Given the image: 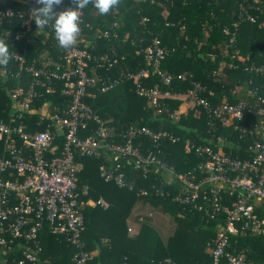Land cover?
Instances as JSON below:
<instances>
[{
    "label": "trees",
    "instance_id": "16d2710c",
    "mask_svg": "<svg viewBox=\"0 0 264 264\" xmlns=\"http://www.w3.org/2000/svg\"><path fill=\"white\" fill-rule=\"evenodd\" d=\"M28 2L0 0V10L22 13V17L13 16L10 25L6 21L0 25V39L8 43L9 50L21 53L25 64L48 58L57 60L62 48L51 26L39 29L34 23L28 41L24 37L13 38V32L20 30ZM68 7H74L71 0L65 1L63 8L59 5L54 9L59 12ZM80 26L83 37L80 45L95 57L87 61V73L121 80L104 93L95 92L86 97L93 112L113 135V141L121 142L122 133L129 126L165 130L176 140H160L155 144L148 137L140 136L134 143L139 139L141 151L145 148L153 150L175 174L183 175L193 167L196 169L204 160L203 156L195 154L193 145H208L213 150L238 158L245 156L252 138L248 126L241 132L234 129L233 124H221L206 109L194 104L186 93L198 83L204 87L210 105L214 106L236 102L239 95L234 88L245 84L249 92L255 90L264 97V77L254 69L264 68V0H121L120 5L106 15L89 4L83 8ZM5 29L9 33H4ZM105 30L108 34L100 35ZM154 39L165 51L159 69L170 75L168 84H163L156 73H151L152 65L148 63L145 49ZM0 68L5 69V74L0 75V118L25 124L28 131L42 129V123L35 124L40 117L36 107L42 100L21 117L17 118L15 111L10 117L12 102L9 92L18 86L25 87L28 78L24 73L18 74L17 64L12 59L6 67ZM139 71H146L145 76L137 78L139 86H155L170 93L169 97L158 99L157 107L151 105L145 96L138 95L136 79L128 77V74ZM174 95H181L183 99ZM45 99L50 109L65 105L64 97L58 92ZM183 101H189L191 106L180 110ZM172 115L177 118L173 119ZM242 121L253 124L255 118L244 114ZM234 123L242 125L240 121ZM61 142L62 137H56L58 148ZM187 144L191 145L188 150ZM1 153L3 146L0 142ZM74 161L79 169L76 189L79 192L82 186L87 187L86 195L78 200L84 218L82 239L86 250H96L88 264H120L122 261L126 264H153L165 258L178 264H209V250L223 223V214L210 218L202 211L175 201L174 196L179 195L182 188L175 175L168 176L153 166L142 175L140 170L129 166L123 169L125 179L132 185V189H127L99 177L97 165L100 159L76 155ZM138 189L146 190L147 194L136 195ZM98 197L108 203L106 208L82 202L86 198L95 200ZM232 200L224 188L221 202ZM137 202L167 218L170 227L165 233L155 227L152 214H144L134 220L136 231L133 236H128L126 219ZM256 210L260 217H264L262 208ZM19 240L23 242V238L16 241ZM36 240L41 247L38 264H74L72 247L62 236L52 233L46 222L37 231ZM229 243L228 250L242 251L252 261L262 260L264 235L261 233L242 230L231 235ZM19 258L20 250L5 252L0 247V264H5L3 259L10 263Z\"/></svg>",
    "mask_w": 264,
    "mask_h": 264
},
{
    "label": "built area",
    "instance_id": "2783aa9c",
    "mask_svg": "<svg viewBox=\"0 0 264 264\" xmlns=\"http://www.w3.org/2000/svg\"><path fill=\"white\" fill-rule=\"evenodd\" d=\"M65 1L62 0L60 7L65 6ZM38 6L35 0H29L20 30L13 32L14 39L24 37L25 41L29 40L33 34L31 25L35 23L31 10ZM13 16L22 17V13L0 10V25L4 21L10 25ZM82 16L83 9L80 10V33L76 45L68 50L62 49L57 60L48 58L25 64L21 53L9 50L11 59L17 64L18 74L24 73L28 78L25 87L18 86L9 92L14 114L21 117L22 113L33 109L38 100H42L36 107L40 117L35 124L42 123L43 126L42 129L28 131L25 124L0 118V142L3 146V154H0V247L5 252H21L18 260L6 263L3 259L2 263L38 264L41 247L36 233L46 222L52 233L62 236L72 247L73 263L88 264L91 255L82 239L84 218L78 205L79 197L86 195L87 187L82 186L79 192L76 189L79 169L74 159L79 155L100 159L97 165L99 177L127 189H132V185L125 179L123 169L129 166L140 170L142 175L149 166L168 176L175 175L182 183L179 195L173 198L175 201L202 211L210 218L223 214V223L209 250V264H264V251L262 260L252 261L242 251L228 250L230 236L239 231L250 230L264 235V217H260L256 210L258 207L264 210V97L254 90L250 91L248 98L212 106L204 95V87L194 83L186 93L194 104L206 109L221 124H233V128L241 132L248 126L252 138L242 158L213 150L208 145H193L195 154L203 156L204 160L184 175L175 174L172 167L158 158L153 150L145 148L141 151L140 140L134 141L146 136L157 144L160 140L173 142L176 137L165 130L129 126L122 133L123 140L115 142L108 128L86 102V97L93 96L95 92L104 93L116 87L121 80L87 73V61L95 57L80 45L83 41ZM4 33H9V30L5 29ZM107 34L106 30L100 32L102 36ZM145 51L148 63L152 65L151 73H156L163 84H168L170 75L159 69V61L165 54L159 41L154 39ZM254 69L264 77V68ZM1 74H5L4 68H0ZM145 75L146 71H139L128 74V77L136 79L138 95L145 96L151 105L157 107L158 99L169 97L170 93L155 86H139L137 78ZM56 92L64 97L65 105L50 109L45 98ZM206 92L210 94V91ZM244 114L252 115L255 122L244 124ZM172 118L176 119L177 115H172ZM239 121L242 125L234 123ZM58 136L62 137L59 148L55 143ZM190 146L187 144L186 150ZM224 188H227V195L233 197L232 202H221ZM145 194L144 189L136 191V195ZM82 202L88 206H108L101 197L95 200L86 198ZM19 238H23V242L16 241ZM120 264L126 263L122 261ZM153 264L178 263L165 258Z\"/></svg>",
    "mask_w": 264,
    "mask_h": 264
},
{
    "label": "clouds",
    "instance_id": "9594fccd",
    "mask_svg": "<svg viewBox=\"0 0 264 264\" xmlns=\"http://www.w3.org/2000/svg\"><path fill=\"white\" fill-rule=\"evenodd\" d=\"M39 5L31 10V18L39 29L48 26L54 30L55 39L59 47L68 50L76 45L80 33V10L90 3L102 15H106L114 7H118L121 0H71L75 7H68L57 12L54 6H59L62 0H35ZM11 59L9 45L0 39V66L6 67Z\"/></svg>",
    "mask_w": 264,
    "mask_h": 264
},
{
    "label": "crops",
    "instance_id": "0c3cea01",
    "mask_svg": "<svg viewBox=\"0 0 264 264\" xmlns=\"http://www.w3.org/2000/svg\"><path fill=\"white\" fill-rule=\"evenodd\" d=\"M242 88L243 89L241 91H238L239 98H248V97H250L251 92H249V90H247V86L244 84L242 86ZM174 97H178L180 99H183V97H181V95H174ZM190 104L191 103L189 101H186V102L183 101L179 105V109L183 110L187 106H191ZM13 112H14V109L11 107L9 115H11ZM144 214H147V215L152 214L153 215L152 222L155 225V227L161 233H165L166 232V230H167V226H166L167 218L165 216H162V215L158 214V212H156V211L153 212V211L149 210L147 206L141 205L139 202H137L132 207V209L130 211V214L128 215V217L126 219V226H127L126 227V231H127V228H130V230L127 231L128 236H131V235L133 236L135 231H136L137 224L134 222V220L136 218H138V217L140 218ZM154 216H157V218H154ZM161 219H165V222L161 223ZM88 252L90 253L91 257L96 254V250H94V249H90V250H88ZM42 261L44 262L46 260L43 259Z\"/></svg>",
    "mask_w": 264,
    "mask_h": 264
},
{
    "label": "rangeland",
    "instance_id": "374dc122",
    "mask_svg": "<svg viewBox=\"0 0 264 264\" xmlns=\"http://www.w3.org/2000/svg\"><path fill=\"white\" fill-rule=\"evenodd\" d=\"M43 54L45 55L46 53H43ZM242 89H243L242 85H236L235 88H234L235 92L241 91ZM154 218H157V216H154ZM162 222H165V219H161V223ZM166 226H167V229H168L170 227V224L166 222Z\"/></svg>",
    "mask_w": 264,
    "mask_h": 264
}]
</instances>
